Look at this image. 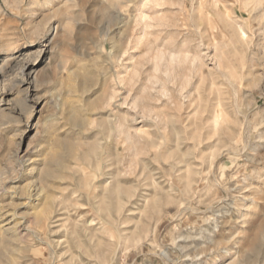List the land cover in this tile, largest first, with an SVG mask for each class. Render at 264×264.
Returning <instances> with one entry per match:
<instances>
[{
  "label": "clouds",
  "instance_id": "clouds-1",
  "mask_svg": "<svg viewBox=\"0 0 264 264\" xmlns=\"http://www.w3.org/2000/svg\"><path fill=\"white\" fill-rule=\"evenodd\" d=\"M0 264H264V0H0Z\"/></svg>",
  "mask_w": 264,
  "mask_h": 264
}]
</instances>
